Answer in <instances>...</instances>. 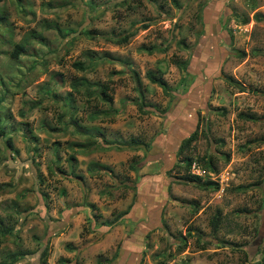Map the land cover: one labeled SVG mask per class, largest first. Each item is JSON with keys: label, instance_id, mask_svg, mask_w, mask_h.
<instances>
[{"label": "rangeland", "instance_id": "1", "mask_svg": "<svg viewBox=\"0 0 264 264\" xmlns=\"http://www.w3.org/2000/svg\"><path fill=\"white\" fill-rule=\"evenodd\" d=\"M256 14L264 0L1 1L0 218L11 231L0 235V262L28 249L13 264H256L264 250ZM29 34L41 39L10 56ZM149 70L168 92L146 79ZM89 141L94 149L76 145ZM186 157L199 183L182 179Z\"/></svg>", "mask_w": 264, "mask_h": 264}, {"label": "trees", "instance_id": "2", "mask_svg": "<svg viewBox=\"0 0 264 264\" xmlns=\"http://www.w3.org/2000/svg\"><path fill=\"white\" fill-rule=\"evenodd\" d=\"M3 1V0H0V2ZM92 2V1H91ZM233 17L235 18L236 21H238V23H247V18H239L237 14H234ZM0 18H5V17H2L0 16ZM255 18L256 19H264V15L263 14H256L255 15ZM41 39V36L39 34H29L26 38L22 39L21 42L19 43H15L14 44V48L13 50L10 52V56H12L13 58H19L20 57V54L23 52L24 50V47L27 46L28 43L31 42V39ZM44 39V38H42ZM43 41V40H42ZM123 41H125V37L123 39H119V41H117V43H122ZM244 53H239V55L242 57ZM75 66L78 67V68H82V64L81 63H75ZM145 77L146 79L153 83V84H157L158 86L162 87L165 89L166 92L167 91V83L166 81L163 79V77L158 74L157 72H154L152 70H149V72H147L145 74ZM73 86H75V84H73ZM98 131V129H96ZM0 136H5V133L3 131V128H0ZM196 136H197V131H193L189 136L185 137L184 139H182L181 141V144H180V149H179V152H178V155H182L183 153H185L186 151H189L191 150V143L193 140L196 139ZM8 146L10 148H12V140L11 138H7L6 140ZM130 144V146H138V145H144V143L141 141V140H138L137 138H131L130 141L128 142ZM77 146H80L82 148H89V149H94V142L93 141H89L86 143V145H82L81 143H78L76 144ZM183 164L181 165V168L184 170V173L182 174V179H184L185 181H188V182H196V183H199L202 178H200V176L196 175V174H193L190 172V168H191V165H192V158L191 157H186L183 159ZM211 184H214L216 185L214 189H218L220 188V185L217 183V182H214V181H208V185L207 186H211ZM130 208H127L126 211H123L121 214H120V217H124L125 215H127L129 212H130ZM118 218V219H119ZM223 218V215H222V212L219 210L215 215L214 217L211 219V228H212V231L213 232H216L217 229L219 228V225L221 223V220ZM8 228V229H7ZM11 231V228L7 227V226H4L3 225V220L2 218H0V235H5V234H9ZM185 247V246H183ZM182 248V246L179 248V250ZM32 251H29L28 249L27 250H19L17 252H8L6 255H5V259L9 260V261H6L4 259V261H1L0 264H13L15 263L16 261H20L22 259H24L26 256L28 255H31ZM41 255H45V252H42ZM117 259V256L115 255V260ZM103 262L105 264H111L109 263L110 260L107 258V259H104ZM256 264H264V250H263V253H262V257L261 259L256 262Z\"/></svg>", "mask_w": 264, "mask_h": 264}, {"label": "built area", "instance_id": "3", "mask_svg": "<svg viewBox=\"0 0 264 264\" xmlns=\"http://www.w3.org/2000/svg\"><path fill=\"white\" fill-rule=\"evenodd\" d=\"M194 167H195V166L192 165V168H191L190 172H191V173H194V174H198L197 171H194Z\"/></svg>", "mask_w": 264, "mask_h": 264}, {"label": "flooded vegetation", "instance_id": "4", "mask_svg": "<svg viewBox=\"0 0 264 264\" xmlns=\"http://www.w3.org/2000/svg\"><path fill=\"white\" fill-rule=\"evenodd\" d=\"M184 139V138H183Z\"/></svg>", "mask_w": 264, "mask_h": 264}]
</instances>
